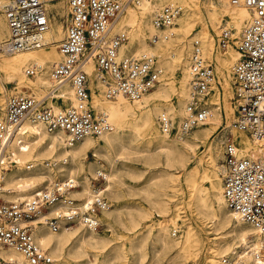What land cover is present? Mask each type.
<instances>
[{"label":"bare ground","instance_id":"bare-ground-1","mask_svg":"<svg viewBox=\"0 0 264 264\" xmlns=\"http://www.w3.org/2000/svg\"><path fill=\"white\" fill-rule=\"evenodd\" d=\"M42 1L45 3L44 6L54 10L51 18L56 20L58 14L53 2L58 0ZM5 2L6 0H0V9ZM128 2L124 8L125 16L118 21L123 11L112 26V32H120L124 35L122 31L124 27L130 28L125 40L118 47L119 58L148 55L149 51L159 49L161 44L176 43L174 46L176 54L171 56V61L161 58L160 54L154 56L155 59L157 58L156 66L160 70L158 83L136 100H128L122 95L107 98L104 95L100 72L94 60H89L84 68L90 94L89 104L94 112L107 115L112 129L98 136L87 135L81 140L70 141L66 133L58 130L48 131L41 122H23L6 147L5 153L15 164L11 170L0 168V196L8 202H23L30 199L32 194L45 184L69 176L77 179L81 185V189L73 190L71 196L82 199L90 193L88 176L84 174L85 169L89 172L95 170L91 177H94L97 171H101L105 175V193L107 192L116 204L112 210H108L109 204V207L98 215L99 223L103 226L102 233L97 231L98 227L88 228L78 223L68 227L62 226L61 220L57 221L59 224L57 230H52L43 219L33 222V239L47 250L50 258L48 264H83L85 260L96 264H186L191 252L196 255L200 250L198 233L189 222L185 223V230L179 239H171L168 231V227L175 226L180 218L182 206L181 203L176 202L175 197L180 191L179 179L183 174L189 205L199 219L207 221L205 225L208 233L215 236L213 246L207 247L205 264H221L219 258L221 260L222 256H230L235 248H244L249 242L252 249L259 248L264 241L253 227L227 206L223 198L222 180L217 174L218 171L221 176L222 172L221 164H217V160L221 158L219 148L221 141L218 137L211 139L214 131L224 120L225 128H229L237 144L235 147L239 156L259 158L264 152L262 144L253 142L244 133L235 129L233 126L235 107L230 102L232 84L230 87L229 81L230 79L233 81V66L240 55L237 48L228 43L237 45L244 28L251 20V10L241 1L233 3L231 0H215L204 4L206 21L217 34L215 37L221 40L224 31L229 35V41L221 52L215 48L214 37L208 35L198 0H128ZM164 3L169 4L165 6L177 8L178 14L170 25L162 27L156 26L154 20L165 6L155 14L152 20L153 26L148 27L150 31L154 29L149 40L155 46L149 48L145 42V29L141 25L148 14L151 15ZM129 4L138 7V10L130 8ZM224 16L228 17L229 21L220 29L221 19ZM50 21L48 15V27L43 33L45 38L43 46L8 53L3 49L8 38V28L3 13H0V51H2L0 107L3 105L6 84L13 83V90L24 94L26 93L19 92V89L21 85H26L32 90L31 95L35 98L46 96L54 87L49 68L60 59L56 48L62 28L50 24ZM196 24L200 28L198 32L193 33L189 48L188 37L192 35L190 32ZM229 25L234 31L228 28ZM177 28L178 32H175L174 29ZM228 29L233 31L232 35ZM235 35L240 36L237 38ZM195 40L200 42L202 56L213 63L214 68L215 83L207 95L209 116L206 123L201 125L203 127L190 135H164L158 129V115L166 114L177 119L176 115H179V118L185 115L190 91L188 58ZM213 51H216L215 62L207 55ZM185 55L187 57L184 62ZM57 56L58 58L53 60ZM172 66H179L181 69L178 80L171 76ZM28 67L37 68L32 77L25 75V69ZM41 69L43 72L38 74ZM216 82L221 85V93L215 89L218 88ZM56 88L55 94L62 98L64 107L74 102L68 82L60 83ZM219 99L221 108L218 105ZM160 102L165 103L166 107L163 108ZM5 106L6 101L0 110H5ZM52 108L54 111L63 109L59 105ZM4 110L0 113V119L4 115ZM202 148H204L201 151L202 156H199ZM89 150H92L91 156L96 159L84 166L82 160ZM123 155H135L150 169L151 179L140 190L146 207L119 204L120 177L116 162ZM100 158H104L108 164L107 172L102 165H99ZM193 160H196L197 165L190 167ZM47 162H51L54 167L49 166ZM97 167L103 168L95 169ZM152 213L161 219L155 225L147 224L151 220ZM165 220H168L169 224ZM175 230L173 227L171 234ZM172 236L176 235L172 234ZM190 248L194 249L190 250ZM0 258L5 261L4 264L11 262L27 264L24 254L13 245L0 247ZM239 264L261 263L247 253L240 259Z\"/></svg>","mask_w":264,"mask_h":264},{"label":"built area","instance_id":"built-area-1","mask_svg":"<svg viewBox=\"0 0 264 264\" xmlns=\"http://www.w3.org/2000/svg\"><path fill=\"white\" fill-rule=\"evenodd\" d=\"M231 1H241L252 12L251 20L235 46L240 56L233 66V126L264 147V0ZM65 3L64 31L57 47L60 59L50 72L54 87L42 98L13 93L6 99L4 115L0 119L2 169L15 164L5 151L25 121L41 122L48 131H62L70 141L81 140L87 135L98 136L112 129L107 115L96 113L90 107L84 69L89 60H94L100 72L107 98L122 95L128 100H136L159 81L160 70L154 56L119 58L117 55L125 35L112 32V26L128 0H65ZM0 10L8 28L5 52L31 50L44 45L48 14L42 0H6ZM177 14V8L165 6L154 23L158 27L170 25ZM228 41L226 31L221 40H217L219 46ZM187 68L190 91L185 115L178 119L158 115V129L164 135L184 136L193 128L204 125L208 119L207 95L215 83V75L213 63L202 56L198 40L193 42ZM36 69L26 68L25 75L32 77ZM63 82L69 83L74 102L54 111L51 103L62 101L55 94L56 86ZM216 135L222 147L223 198L227 206L253 227L264 241V152L259 158L239 156L229 134L223 135L220 129ZM47 163L54 167L51 162ZM87 181L90 193L82 199L71 196L73 190L81 189L77 179L64 176L45 184L26 201L1 202L0 245L15 246L24 254L27 264H48L47 251L33 239V222L43 219L52 230L59 228L58 220L66 227L76 223L88 228L99 227L98 215L109 207L105 196V175L97 171L94 177L88 175ZM172 234L176 235L177 230ZM250 244L235 248L230 256H222L221 264H239L247 253L264 264V244L257 249H252ZM83 264L94 263L85 260Z\"/></svg>","mask_w":264,"mask_h":264},{"label":"rangeland","instance_id":"rangeland-1","mask_svg":"<svg viewBox=\"0 0 264 264\" xmlns=\"http://www.w3.org/2000/svg\"><path fill=\"white\" fill-rule=\"evenodd\" d=\"M122 1H125V0H122ZM208 1L215 2V0L214 1L213 0H198L199 10L201 12V17H202L203 21L205 22V26L207 28L208 35L211 36V38L214 37V39H215V48L221 50V52H222L223 47L225 45H227V44H221L222 46H219L220 44L218 45V42H217L218 39L215 37V35H217V34L211 29L210 25L206 21L207 19H206V11L204 9V4H206V2H208ZM53 3H54V5L57 8L56 13L58 14V16L56 17V20H53V18H51L52 15H53L52 12L54 10L53 9H50V8H48L46 6H45V8L47 10V13L49 15V18L51 19L50 24H53L55 26L56 25H59L62 28V34H61V37L59 39V41H60L61 38H62V36H63V31H64L63 24H64V19H65V12H66L65 11V0H58V1H54ZM44 5H45V3H44ZM129 5H130V8L135 9V10H138V7H136V6L132 5V4H129ZM165 5H169V4L168 3H164L163 5H161V7H159L151 15L148 14L146 16L143 24L141 25L143 27V29H145V34H146L145 42H146V44L148 45L149 48H154V46H155V44H153L149 40L150 34L154 31V29H152L150 31L149 28H150V26H153L152 20H153L155 14L160 9H162ZM176 5H179V3H176ZM0 13H1V11H0ZM125 14H126V11L123 12V14L118 19V21L121 20L125 16ZM136 17H138V16H136ZM228 21H229L228 20V17L224 16L221 19L220 29L224 28V26L226 25V22H228ZM199 28L200 27H199L198 24H196V25H194L192 27V30L190 32V33H192V35H190L188 37V42H187L189 44L188 45L189 48H190V43H191L192 37L194 36L193 33L198 32L199 31ZM228 28H231L232 29V26L229 25ZM129 29H130L129 26H126L122 30L125 33V37H126V33H127V31ZM162 29H165V28H162ZM231 29H228V31L232 35L234 30L232 29L233 31H231ZM114 30H116V29H114ZM177 30H178V28L177 29H174L175 32H178ZM224 34H226V33H224ZM235 36L238 38L240 35H235ZM169 40H170V37H169ZM169 40H167V41H169ZM167 44H161L159 49H157L156 51H153V52H150L149 51L150 54L149 53H147V54L148 55H152V56H155L156 54H160L161 55L160 56L161 58H163V59L164 58L165 59L167 58L166 61H171V59H172L171 56L173 54H176V50H175L176 47H174L176 43H174V44L173 43H171V44L170 43H167ZM228 44H232V46L235 47V45L233 43H230L229 42ZM57 50L58 49L56 48V51ZM1 52L2 51H0V53ZM215 53H216V51H213V53L207 54L209 56V58H211V60H214V62H215V59H214ZM186 57H187V55H185L184 62L186 61ZM57 58H58V56L55 59H53V60H56ZM156 61H157V58H156ZM172 67H171L172 69L170 71L171 74H172L171 76H173L176 80H178L180 78V76H181V69H180L179 66H172ZM23 69H24V67H23ZM50 70H51V68H49V73H50ZM42 72H43V69H41L40 72H38V74H41ZM25 79H27V77ZM229 82H230V87H231L232 79H230ZM216 86L218 88H215V87L214 88L217 90L218 93H221V90H222L221 89V85L216 82ZM13 87H14V84L13 83L6 84L5 85V90H4V95L5 96L3 98V105H2V107H4V103H5L7 97L10 94H13V93L18 92V90H13ZM27 87L28 86H26V85H21V88L22 89L20 88L19 89V92L22 91V92H25L26 94H31L32 93V90L30 88H27ZM49 88L46 90L47 92H48ZM46 91H45V93H46ZM232 96H233V94H232V88H231V99H230V102H231V105L233 106V104H232ZM0 97H1V95H0ZM172 102H174V101L172 100ZM160 103H161V105H162L163 108L166 107V106H164L165 103H163V102H160ZM55 105H59L60 107H64V104L62 102L59 103V104L57 102L51 103V106L52 107L55 106ZM174 105H175L176 108H178L177 105H176V103H174ZM218 105L221 108L222 105H221V100L220 99L218 100ZM65 106H67V105H65ZM2 107H0V109H2ZM3 110H0V113ZM176 117L179 118V115H176ZM155 121H156V119H155ZM200 127H203V126H199V127L195 128L194 130H192L187 135H190L193 131L197 130ZM225 127H226V123L223 120L222 123H221V125L219 127H217V129L214 131L213 135L211 136V139L217 138V135L216 134H217L218 130H220V129H221V133L223 135H225L227 133L232 138V135L229 132L230 131L229 128L227 129ZM223 128H225V129H223ZM157 131H158V129H157ZM158 133L161 134L159 131H158ZM140 134L143 135L142 132H140ZM141 139H144V138L141 137ZM213 142H215V140H213ZM233 143L237 147V144H236V142H235L234 139H233ZM219 148H220V154H221V158H222V147H221V143H220V147ZM202 150H204V148H202L200 150L199 156H202V152H201ZM91 154H92V150H89V151L86 152L85 158L82 160V162H84V166H87L88 163H90V162H92V161H94L96 159V158L92 157ZM221 158H219L217 160V164L218 165L221 164L220 163ZM99 165L100 166L102 165L104 168L103 167H97L95 169L103 168L107 172V170H108V164L106 163V161L104 160V158H100ZM196 165H197L196 160H193L191 162V164H190V167L191 166H196ZM12 166H10L8 169L11 170L13 168ZM116 167L119 169V177H120V182H118V184L120 186V192H121V197L118 200L119 201V204L120 205H126V206H129V207L130 206L146 207L147 206L146 203L141 198L140 190H141V188L143 186L147 185V182H149V180L151 179V175L152 174L149 172L150 169L147 168L146 166H144L135 155H123V156H121L118 159V162H116ZM94 171L95 170H92L91 172H89V171H87L85 169L84 174H87V176L88 175L93 176ZM217 174L221 178V176H220V174H219L218 171H217ZM179 187H180V191L177 193L175 199H176V202L177 203H181L180 206H182V209H181V213H180V218H179V220L176 221V225L177 226L175 225V226H169L168 227V229H169L168 230L169 231V236H170L171 239H179V237L183 234V231L185 230V223L189 222V225L191 227H193L196 230V232L198 233V236L200 238V242L201 243H200V248H199L200 250L197 252L196 255H194V253L191 252V254L189 255V259H188V261H187L186 264H205L204 259L207 256V252H206L207 247L213 246V239H214L215 236L212 233H208L207 227L205 225V222H207V221L206 220L204 221L203 219H199L195 215V212H193V208L189 205V203H188L189 199L187 198L188 197V192H187V188H186V185H185V180H184L183 174H182V176L179 179ZM138 188H139V190H138ZM105 196L107 197V200H108V202L110 204V207L108 208V210L109 209L112 210L116 204L113 201V199H111L109 197V194L107 192L105 193ZM9 201H12V200H9ZM1 202H8V201H6L3 197L0 196V203ZM159 220H161V219L158 218V217H156L155 216V213H152L151 220L147 224L155 225V223H157ZM165 222L167 224H169V221L168 220H165ZM173 227H174V229L177 230L176 236H172V234H171V231H172ZM97 229H98L97 231L99 233H102L103 232V226L101 224H100V227H98ZM0 247H2V246H0ZM193 249L194 248H190V250H193ZM219 261H220V258H219ZM4 262L5 261L0 258V264H4ZM93 262H95V261H93ZM94 264H96V262Z\"/></svg>","mask_w":264,"mask_h":264}]
</instances>
